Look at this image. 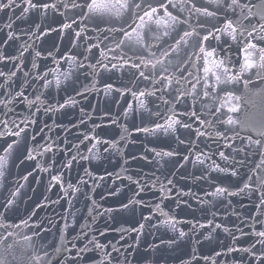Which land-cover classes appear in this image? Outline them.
I'll return each mask as SVG.
<instances>
[{
    "label": "water",
    "instance_id": "obj_1",
    "mask_svg": "<svg viewBox=\"0 0 264 264\" xmlns=\"http://www.w3.org/2000/svg\"><path fill=\"white\" fill-rule=\"evenodd\" d=\"M33 2L0 10V264H264V0Z\"/></svg>",
    "mask_w": 264,
    "mask_h": 264
},
{
    "label": "snow or ice",
    "instance_id": "obj_2",
    "mask_svg": "<svg viewBox=\"0 0 264 264\" xmlns=\"http://www.w3.org/2000/svg\"><path fill=\"white\" fill-rule=\"evenodd\" d=\"M179 2H183V0H179ZM210 3L219 6L221 4V0H209ZM15 3V0H8L7 4L4 5H0V10H2L3 8H8V7H12V5ZM25 3L28 4L30 6L31 9H35L37 7H42L45 10L49 7L48 4H43V5H37L36 3L33 2V0H25ZM169 3H173V6H175L174 0H169ZM54 7V5L52 6ZM75 7H84L87 9V14L88 16L91 17H97L100 19H104L105 17H110V16H118L121 14V10L123 11H128L130 10V8L132 7L131 4H129L128 0H85L84 5H75ZM135 7L139 8L141 7L140 4H136ZM150 11H145L144 15L147 16L149 18V20H153V14L156 13L158 10L154 7H152L151 5H148ZM161 7H165L164 5H161ZM229 7H232L233 10L235 7H241L242 10L243 8H247V5H243L241 6L240 4V0H231V4L229 5ZM29 11V8H24L23 12L27 13ZM197 12H201L202 15H208V16H213L215 15V13H210L208 12L206 9H204L203 11L200 8L196 9ZM250 12V9H249ZM168 17L170 18V20L173 22V24L177 23L178 20L175 16H172L171 13L167 14ZM257 17L258 20H264V7H260L258 9V13H257ZM141 20L144 19V17H140ZM245 19H248L250 21V27L245 26L242 28V30L238 29L237 27H234L233 25V21H229L224 30L221 29H217V31H224V33L231 37V39H233L234 41L237 40V32L239 31V34L241 36L244 35V32L248 33L249 37L253 36V33L256 30V24L255 23H251V16H245ZM154 23L157 24V26H160L161 24H163V26L165 28L167 27H171L172 25H170L168 23V21L166 20H155L153 21ZM262 28H264V24L260 25ZM66 27H68L66 25ZM230 30V31H229ZM189 33L185 32V36H188ZM139 40H142L143 37H139ZM204 39H208V37H205ZM257 39H262L264 40V37H257ZM200 51L203 53L204 49L201 47ZM242 51L244 53V57H243V64H241V71H249L253 68L256 67H260V68H264V47L259 46L258 44L252 43V42H248L246 47L242 48ZM213 55L212 52H208L207 56L211 57ZM213 63L215 64V66L218 69H222V71L226 74L229 71V67L225 65V62L223 60L220 61H213ZM205 64H207V61H205ZM205 72H210L211 69L208 67H205ZM141 76H143V73H140ZM212 75L215 76L217 82H220L221 77L219 75H217L215 72H212ZM147 78V77H145ZM141 95H144V93H141ZM143 106V105H142ZM236 109L232 108L230 109V111H235ZM230 124L232 123L231 120L228 121ZM178 123V121H173L171 124L168 125V128H173L174 125ZM185 127H188V125H184ZM158 128L161 127L160 125L157 126ZM261 135H264V131L260 132ZM18 135V133H17ZM9 148H11V145H9ZM221 155H223L221 153ZM2 174V173H0ZM234 174V173H233ZM245 187H247V185H245ZM217 193H223L225 190L224 189H220L218 188ZM170 223V222H169ZM174 228V225H173ZM181 236L184 235V233H180ZM259 236L264 237V232L258 233Z\"/></svg>",
    "mask_w": 264,
    "mask_h": 264
}]
</instances>
